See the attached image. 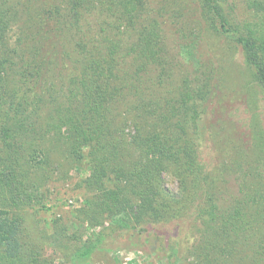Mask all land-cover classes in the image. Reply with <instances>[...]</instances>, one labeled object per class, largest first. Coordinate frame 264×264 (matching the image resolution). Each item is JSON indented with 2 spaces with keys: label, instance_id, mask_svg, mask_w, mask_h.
<instances>
[{
  "label": "trees",
  "instance_id": "16d2710c",
  "mask_svg": "<svg viewBox=\"0 0 264 264\" xmlns=\"http://www.w3.org/2000/svg\"><path fill=\"white\" fill-rule=\"evenodd\" d=\"M244 2L250 18L236 0H0V264L54 263L25 239L27 210L84 164L75 213L99 229L56 217L43 232L74 264L125 238L175 262L264 264V0ZM206 35L242 60L251 95L234 112L249 160L222 162L245 169V195L227 203L207 157L224 87ZM178 53L194 72L179 83Z\"/></svg>",
  "mask_w": 264,
  "mask_h": 264
},
{
  "label": "rangeland",
  "instance_id": "374dc122",
  "mask_svg": "<svg viewBox=\"0 0 264 264\" xmlns=\"http://www.w3.org/2000/svg\"><path fill=\"white\" fill-rule=\"evenodd\" d=\"M236 1L240 16L243 18L253 16L247 10L244 0ZM222 43L224 42L220 39L206 35V46L210 55L213 58L215 56L217 62L223 63V81L220 82V78L217 82L219 86L224 87L222 89L224 95L220 97V102L216 103L218 105L215 110L217 116L210 117L209 124L207 123V135L209 134L208 137L211 140L209 142L210 153H207V157L212 168L214 167V173L219 174L221 178L222 195L227 203L233 201L236 195H245L239 191L245 169L236 166V170H225L222 162L227 161L229 165H232L236 159L242 158L245 163L249 160L247 156H243V154L246 155L250 152L247 137L244 136L245 133L249 132L248 124L240 117L243 116L251 95L244 86L247 82V74L242 60L240 61L238 57L232 60L231 54L221 47ZM169 44L171 47L175 45L173 37H170ZM178 60L175 71L179 83L182 81L183 75L189 70L192 74L194 72L190 61H187L179 53ZM238 108H240L238 110L240 117L234 114ZM88 174L89 169L84 164L75 166L67 177L60 174L55 175L46 190L47 197L42 201L43 203H36L27 210L26 222L24 223L25 239L39 242L43 255L52 257L53 264H74L61 247L49 243L43 235L45 230H51L50 223L56 217L65 219L71 230L80 229L86 235L99 229V227H90L87 223L80 227L81 221L78 220L75 213L76 209L84 203L86 196L84 189L79 186V182ZM166 180L169 187L177 189V182L171 176H167ZM152 245L149 243L146 245L139 244L136 238L134 240L125 238L124 244L114 247L108 252H97L91 264H189V260L179 262L171 260L165 250L153 252L154 245Z\"/></svg>",
  "mask_w": 264,
  "mask_h": 264
}]
</instances>
